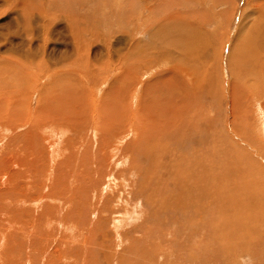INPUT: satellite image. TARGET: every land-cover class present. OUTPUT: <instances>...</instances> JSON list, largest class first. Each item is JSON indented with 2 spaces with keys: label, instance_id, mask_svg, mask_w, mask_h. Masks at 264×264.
I'll return each instance as SVG.
<instances>
[{
  "label": "rangeland",
  "instance_id": "1",
  "mask_svg": "<svg viewBox=\"0 0 264 264\" xmlns=\"http://www.w3.org/2000/svg\"><path fill=\"white\" fill-rule=\"evenodd\" d=\"M0 49V264H264V0H0Z\"/></svg>",
  "mask_w": 264,
  "mask_h": 264
},
{
  "label": "bare ground",
  "instance_id": "2",
  "mask_svg": "<svg viewBox=\"0 0 264 264\" xmlns=\"http://www.w3.org/2000/svg\"><path fill=\"white\" fill-rule=\"evenodd\" d=\"M144 1V0H143ZM142 2V1H141ZM140 2V3H141ZM163 2V1H162ZM142 6H144V5H142ZM213 6V5H212ZM49 9V8H48ZM138 9H141V6H139V8ZM73 10V9H72ZM125 10H127V9H125ZM118 11V10H117ZM51 17V16H50ZM81 18V17H80ZM79 18V19H80ZM152 19V18H151ZM153 19H155V18H153ZM171 18H168V20L166 21V23L167 24H157L154 28H152L153 30H152V36H151V39H153V40H155L154 42H152L153 44H155L156 43V41L157 40H161V37H163V35L165 34V35H168V30H169V27L171 28V29H173V27H172V25H171V23H170V20ZM128 21V20H127ZM137 21V20H136ZM172 21V20H171ZM129 22V21H128ZM169 23V24H168ZM175 24V23H174ZM178 24H179V22H178ZM181 24V23H180ZM78 25V24H77ZM166 25H167V27H166ZM137 27V26H136ZM138 28L140 29L141 27L140 26H138ZM76 29V28H75ZM118 29V28H117ZM128 29H129V27H128ZM176 29L177 30H179V27H178V25H176ZM130 30V29H129ZM131 31V30H130ZM133 32H138L136 29L135 30H133ZM175 33H177V32H175ZM127 34V33H126ZM124 36H125V34H124ZM134 37L133 38H131V42H130V48H129V50H133V51H138L139 49H140V47H141V45H140V42H139V39L137 38V37H135L136 36V34H134L133 35ZM174 36H175V34H174ZM122 36H120V38H121ZM126 37V36H125ZM125 37H123V38H125ZM130 37V36H129ZM128 37V38H129ZM164 39V38H163ZM10 40H12V39H10ZM9 40V41H10ZM172 40H173V37H172ZM178 40V39H177ZM4 41V40H3ZM106 41V40H105ZM121 41V40H120ZM159 42V41H158ZM160 43V42H159ZM173 43H175L174 41H173ZM194 43L195 44H198V42H195L194 41ZM90 44V41H89V43H88V45ZM186 44V43H185ZM3 47H2V49L4 50H13L14 48L13 47H10V45H9V43H5V44H3L2 45ZM152 46H154V45H152ZM151 46V47H152ZM176 46V45H175ZM77 47V46H76ZM89 47V46H88ZM106 49V48H105ZM108 49V48H107ZM1 50V49H0ZM43 50V49H42ZM10 51V52H11ZM112 54V53H111ZM23 56L25 57L26 56V54H25V52H23ZM82 56V55H81ZM119 56V55H118ZM10 57V56H9ZM75 57V56H74ZM78 57H80V56H78ZM107 57V56H106ZM81 59V58H80ZM21 60V59H20ZM2 61H5V60H2ZM22 61V60H21ZM136 61V60H135ZM10 62H12L10 59H8L7 58V60L5 61V63L4 62H0V120L4 117V120L6 119V118H9L8 117V114H9V112H10V110L12 109V107L13 106H11L10 105V102H8V100H9V97H5L4 96V92H5V89H6V84H7V78L9 77V73H8V71H10V69H8L9 67V65H7V66H5V64L6 63H10ZM25 62V61H24ZM76 62H78V61H76ZM109 62V61H108ZM15 63H16V65H18V64H20V61L19 60H17V61H15ZM14 62H13V64L12 65H14L15 64ZM26 63V62H25ZM25 63H23V65L25 64ZM91 63V62H90ZM11 65V64H10ZM88 66H90V65H88ZM11 67V66H10ZM13 67V69L15 68L14 66H12ZM23 68H24V66H22V69H18L17 67H16V69H18L20 72H23V71H25V70H23ZM12 69V68H11ZM12 71H14V70H12ZM16 72V71H15ZM18 72V71H17ZM28 72V71H27ZM88 72V71H87ZM119 73V72H118ZM117 73V74H118ZM13 74H15V73H13ZM11 75V76H13V78L16 76V75ZM69 74H71V72L69 73ZM81 74V73H80ZM86 74V75H85ZM122 74H124V76H125V74H126V72L124 71ZM120 75V76H118L119 77V79H121V77L122 78H124L123 77V75ZM129 74V73H128ZM25 75V74H24ZM83 75V74H82ZM83 76H85L86 78H88V75H87V73H84V75ZM114 77H115V75H114ZM117 77V78H118ZM18 78V77H17ZM128 78V77H127ZM126 78V79H127ZM134 78V77H133ZM116 79V78H115ZM118 79V80H119ZM16 80V79H15ZM19 80V79H18ZM31 80V79H30ZM122 80V79H121ZM90 81V80H89ZM117 81V80H116ZM116 81H114V82H116ZM123 81V80H122ZM119 82V81H118ZM12 83V82H11ZM126 83V82H125ZM170 83V82H169ZM9 84V83H8ZM137 84V83H136ZM21 87H17V89L16 90H18V89H20ZM69 88V87H68ZM72 88H73V85H72ZM118 89V88H117ZM8 90V89H7ZM14 90H15V88H14ZM15 90V91H16ZM21 90V89H20ZM19 91V90H18ZM17 92V91H16ZM24 92V91H23ZM118 92V91H117ZM18 93H20V92H18ZM73 93L75 94V90H74V88L73 89H69V90H67V91H65L64 92V95H65V98H66V101H68L69 100V102H70V104L72 103V105H74V103H73V100L76 98L77 99V97H73L74 95H73ZM112 93V92H111ZM171 93V92H170ZM15 94V93H14ZM24 95V94H23ZM115 95V94H114ZM25 96V95H24ZM60 96V95H59ZM104 96H106V95H104ZM111 96V95H110ZM171 97V96H170ZM13 98V97H12ZM39 98V97H38ZM175 98H177V97H175ZM56 99H58V98H56ZM64 99V98H63ZM62 99V100H63ZM79 100V99H78ZM107 100V99H106ZM173 100H174V98H173ZM21 101V100H20ZM19 101V102H20ZM26 100H24V102H25ZM43 102V101H42ZM108 102V101H107ZM118 102H119V100H118ZM13 103H14V101H13ZM18 102L16 101V103L15 104H17ZM113 103H114V101H113ZM117 103V102H116ZM32 104V103H31ZM40 104V103H39ZM82 104V103H81ZM118 104V103H117ZM18 105V104H17ZM76 105V104H75ZM9 106H11V109L9 110ZM21 106V105H20ZM19 106V107H20ZM26 106V105H25ZM47 106V105H46ZM45 106V104L43 103L42 104V107L41 108H38L39 110H36L34 113H35V117L37 118H39L40 119V121H37V122H40L41 123V121H42V123L44 122V121H46V119H48L47 117L45 118V116H44V114H43V111H45V109L46 108H44V107H46ZM80 106V104H78V107ZM87 106V105H86ZM18 108V107H17ZM43 108V109H42ZM25 109V108H24ZM13 110V109H12ZM18 111H19V109H17ZM21 110V109H20ZM76 110V109H75ZM109 110V109H108ZM70 112V111H69ZM77 112V111H76ZM11 113L12 114H16L17 113V111H16V113L15 112H13V111H11ZM45 113V112H44ZM83 113H84V111H83ZM131 114V113H130ZM139 114V113H138ZM182 114V113H181ZM73 115H75L74 113H72L71 114V119L68 117L69 115L68 114H61V116H60V118H64V116L67 118V120L68 121H71V122H73V121H76L77 123L81 120H79L78 121V119H77V116L75 115L74 117H73ZM21 116H22V114H21ZM49 116V115H48ZM137 116V115H136ZM135 116V117H136ZM18 117V116H17ZM175 118V117H174ZM18 119V118H17ZM23 119H24V117H23ZM35 119V118H34ZM33 119V120H34ZM89 119V118H88ZM16 119H14L13 118V121H15ZM29 120H30V118H29ZM32 120V119H31ZM38 120V119H37ZM127 120V119H126ZM9 121V120H8ZM60 121V120H59ZM17 122H18V120H17ZM23 122V121H22ZM28 122V121H27ZM30 122V121H29ZM55 122V121H54ZM138 122V121H137ZM3 123H4V121H3ZM11 123V125H12V122H10ZM18 123H20V122H18ZM24 123V122H23ZM32 123V122H31ZM97 123V122H96ZM95 123V124H96ZM129 123V122H128ZM16 124V123H15ZM28 124V123H27ZM36 124V123H35ZM39 124V123H38ZM57 124V123H56ZM4 125V124H3ZM32 125V124H31ZM75 125V124H74ZM96 125H98V124H96ZM132 125V124H131ZM181 125H183V124H181ZM189 125H191V124H189ZM9 126V125H8ZM19 126V125H18ZM26 126V125H25ZM34 126V125H33ZM50 126H54V125H49V127ZM35 127V126H34ZM30 128L29 126H28V130H30L25 136L27 137V139H30V137L32 136V137H34V134H38L39 133V131L41 130V129H35V128ZM39 127V126H38ZM86 127V126H85ZM18 127H16V129H17ZM21 128V127H20ZM19 128V129H20ZM47 128V127H46ZM53 128V127H52ZM182 128V127H181ZM18 129V130H19ZM93 129V128H92ZM176 129V128H175ZM32 130V131H31ZM72 130V129H71ZM260 130V129H259ZM262 130V129H261ZM0 131H4L2 128H1V126H0ZM14 131V130H13ZM22 131V130H21ZM44 131V130H43ZM59 131V130H58ZM122 131V130H121ZM9 132H11V131H9ZM45 132V131H44ZM97 132V131H96ZM11 133H13V132H11ZM15 133V132H14ZM46 133H49L48 135H50V136H56V135H58L57 134V129H47V132ZM261 133V132H260ZM29 134V135H28ZM62 134H64V133H62ZM183 134V133H182ZM262 134V133H261ZM263 135V134H262ZM25 136H20V138H24ZM187 136V135H186ZM190 136V135H189ZM36 137V136H35ZM8 138L7 137H3V136H0V153L2 152L1 151V146L3 145V143L5 142V147H7V145L9 144V141L7 140ZM49 139V138H48ZM7 140V141H6ZM34 140V139H33ZM49 141V140H48ZM54 144V143H53ZM50 146H51V144H50ZM127 146V145H126ZM134 146V145H133ZM132 146V147H133ZM136 146V145H135ZM47 147H49L48 145H47ZM98 147V146H97ZM237 147V146H236ZM198 148V147H197ZM258 148H260V147H258ZM129 149V148H128ZM132 149V148H131ZM165 149H167V148H165ZM238 149V148H237ZM53 150V149H52ZM55 150V149H54ZM130 150V149H129ZM238 150H240V149H238ZM6 151V150H5ZM51 151V150H50ZM56 151V150H55ZM132 151V150H131ZM241 151V150H240ZM4 152V151H3ZM7 155V154H6ZM2 156V155H1ZM202 156V155H201ZM3 157V156H2ZM198 157V156H197ZM15 160H18L17 159V157L16 156H14L13 157ZM126 158V157H125ZM191 158V157H190ZM194 158V157H193ZM201 158V159H200ZM200 158H198V159H193L195 162V165L193 166V165H189V166H187V167H189V169H187L186 171H187V174L192 178V180H190L189 178H187L188 179V181H187V184H186V194H190V197H191V191H196V190H198L199 189V187H200V181H201V178H202V175H200L201 174V171L203 170V161H202V157H200ZM207 158V157H206ZM13 159V160H14ZM188 160H191V159H188ZM1 161H2V159H1ZM19 161V160H18ZM3 162V161H2ZM190 162V161H189ZM3 163H5V164H14L13 162H12V160L10 161H4ZM187 163V162H186ZM182 164V163H181ZM180 164V165H181ZM203 165V166H202ZM2 166V164L0 163V167ZM183 169H185V168H183ZM11 170V169H10ZM207 171V170H206ZM209 171V170H208ZM12 174V173H11ZM186 174V173H185ZM18 175H19V173H18ZM17 175V176H18ZM237 175V174H236ZM6 178V177H5ZM0 180H2V179H0ZM186 180V179H185ZM203 181H205V180H203ZM12 183V181H6V184L7 185H9V184H11ZM209 184V183H208ZM204 186V185H203ZM11 187V186H10ZM202 187V186H201ZM212 187V186H211ZM214 187V186H213ZM203 188V187H202ZM204 189H205V187H204ZM219 189V188H218ZM221 190V189H220ZM202 192V191H201ZM193 193V192H192ZM219 193V192H218ZM205 194V193H204ZM46 195V194H45ZM0 197H2L1 196V194H0ZM189 196L187 195V198H188ZM189 197V198H190ZM41 198H43V197H41ZM47 199V198H46ZM1 232V231H0ZM118 235V234H117ZM28 262V261H27ZM31 262V261H30Z\"/></svg>",
  "mask_w": 264,
  "mask_h": 264
}]
</instances>
